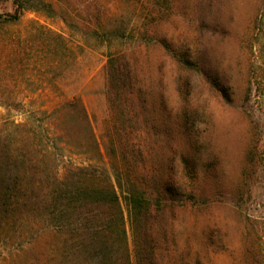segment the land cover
<instances>
[{
  "label": "rangeland",
  "instance_id": "374dc122",
  "mask_svg": "<svg viewBox=\"0 0 264 264\" xmlns=\"http://www.w3.org/2000/svg\"><path fill=\"white\" fill-rule=\"evenodd\" d=\"M43 1L53 10L0 26V130L14 120L54 132L44 111L79 97L105 153L107 55L124 54L137 74L112 134L162 203L158 264H264V0ZM14 12L12 0H0V14ZM38 25L78 49L76 61L47 74L53 56H26L43 41ZM49 145L61 173L89 165L111 173L107 158Z\"/></svg>",
  "mask_w": 264,
  "mask_h": 264
},
{
  "label": "trees",
  "instance_id": "16d2710c",
  "mask_svg": "<svg viewBox=\"0 0 264 264\" xmlns=\"http://www.w3.org/2000/svg\"><path fill=\"white\" fill-rule=\"evenodd\" d=\"M12 1L15 12L0 14L2 27L16 25L26 11L53 10V4L43 0L36 6L30 0ZM38 27L43 41L31 49L25 47L26 56L30 51L35 52L33 57L53 56L44 63L47 74L65 68L69 60L76 61L78 49L62 34ZM180 63L187 68L189 61L181 59ZM106 74L110 118L105 153L79 97L44 111L50 116L46 118L57 123L54 132L50 126L43 133L25 121L4 122L0 130V264H158L155 225L162 203L149 193L145 177L112 134V128L118 134L120 117L131 98L136 67L124 54L109 52ZM183 116L189 115L183 112ZM55 141L77 146L81 154L99 162L107 158L111 173L94 165L71 166L61 173L56 164L59 154L53 151L57 147L49 145ZM253 155L250 150L249 161ZM123 203L131 224L133 253Z\"/></svg>",
  "mask_w": 264,
  "mask_h": 264
}]
</instances>
